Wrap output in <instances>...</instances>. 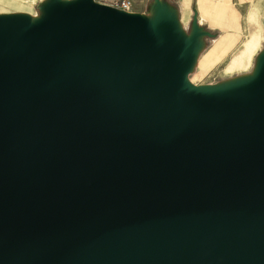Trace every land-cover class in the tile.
I'll return each instance as SVG.
<instances>
[{
    "label": "water",
    "instance_id": "water-1",
    "mask_svg": "<svg viewBox=\"0 0 264 264\" xmlns=\"http://www.w3.org/2000/svg\"><path fill=\"white\" fill-rule=\"evenodd\" d=\"M60 2L0 19V264H264V70L193 86L196 22Z\"/></svg>",
    "mask_w": 264,
    "mask_h": 264
},
{
    "label": "rangeland",
    "instance_id": "rangeland-1",
    "mask_svg": "<svg viewBox=\"0 0 264 264\" xmlns=\"http://www.w3.org/2000/svg\"><path fill=\"white\" fill-rule=\"evenodd\" d=\"M60 1L64 7L70 4L69 0ZM258 1L235 6L236 13L233 22L235 21L237 28L240 27L239 34L227 36L219 28L208 27L209 24H223L219 18L231 17L226 9L219 8L214 11V18L207 14L209 20H204L198 19L195 0H159L162 4L169 2L178 9L176 16L181 18L183 23L181 26L178 23L182 29L180 33L187 41L193 38L194 22L198 26L199 35L192 49L194 61H197L198 66L195 65V68H190L183 75L188 83L202 88L206 84L212 87H227L233 84H244L252 77L262 76L264 70V0L260 4ZM53 2L54 0H0V19L26 17L37 22L47 16V11ZM147 12L153 17L151 7H148ZM222 20L227 22V19ZM260 32L262 34H259ZM231 33L235 32L229 34ZM225 38L235 41L234 48L230 51L219 52L217 45L213 53L215 56L209 58L207 56L209 50ZM246 46H252L249 53L246 51ZM219 56L221 57L218 58Z\"/></svg>",
    "mask_w": 264,
    "mask_h": 264
},
{
    "label": "crops",
    "instance_id": "crops-1",
    "mask_svg": "<svg viewBox=\"0 0 264 264\" xmlns=\"http://www.w3.org/2000/svg\"><path fill=\"white\" fill-rule=\"evenodd\" d=\"M157 0H132L133 3V7H132V11L133 12H138L144 15H148L149 17H151V13L147 12L148 7H151L152 9V15H153V6L155 5ZM254 3L255 0H195L196 6H195V10L198 14V19H204V20H209L208 17L206 16L211 15L212 17L214 16V11L218 10L219 8L221 10L226 9L228 14H230L231 17H226V18H219V20H221V22L223 24H214V25H208L209 28H219L222 31H224L225 35L230 36V35H234L236 36L238 33L239 34V28H237L235 21L233 22V20L235 19L234 14L236 13V5H240V4H251ZM262 2V0L258 1V4H260ZM166 5L168 6V8L171 10V12L174 14V16L177 15L178 13V9L174 8L171 3L166 2ZM233 5V6H231ZM211 7V9H209ZM181 9V8H180ZM263 17H264V11H263ZM214 18V17H213ZM177 22L179 23V25L181 26L182 20L181 18L177 17ZM222 19H227V22H225ZM179 26V27H180ZM221 27V28H220ZM181 29V27H180ZM182 30V29H181ZM230 32H235V33H231ZM223 34V35H224ZM259 34H262V32H260ZM235 41L231 40L230 38L228 39H223L221 40L219 43L215 44L211 50H209L207 56L213 57L215 56L213 53L215 52V50L217 49V45L218 47V51L219 52H224V51H230L234 48L235 46ZM221 56H219L218 58H220ZM215 58V57H214ZM217 58V59H218ZM200 61V60H199ZM195 65L198 66L197 61H194L191 68H195ZM209 85V84H206Z\"/></svg>",
    "mask_w": 264,
    "mask_h": 264
},
{
    "label": "built area",
    "instance_id": "built-area-1",
    "mask_svg": "<svg viewBox=\"0 0 264 264\" xmlns=\"http://www.w3.org/2000/svg\"><path fill=\"white\" fill-rule=\"evenodd\" d=\"M98 3L109 5L117 9L130 12L132 11V0H94Z\"/></svg>",
    "mask_w": 264,
    "mask_h": 264
},
{
    "label": "bare ground",
    "instance_id": "bare-ground-1",
    "mask_svg": "<svg viewBox=\"0 0 264 264\" xmlns=\"http://www.w3.org/2000/svg\"><path fill=\"white\" fill-rule=\"evenodd\" d=\"M72 5H74V4H76L77 3V0H75V1H71L70 2ZM147 22V21H146ZM251 48H252V46L250 47V46H246V51L249 53L250 51H251ZM260 91H262V90H260Z\"/></svg>",
    "mask_w": 264,
    "mask_h": 264
}]
</instances>
